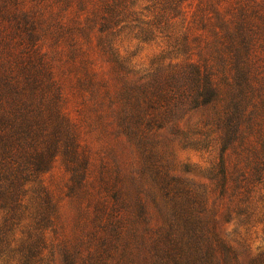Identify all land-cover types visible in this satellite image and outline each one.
<instances>
[{
  "label": "trees",
  "instance_id": "1",
  "mask_svg": "<svg viewBox=\"0 0 264 264\" xmlns=\"http://www.w3.org/2000/svg\"><path fill=\"white\" fill-rule=\"evenodd\" d=\"M140 44L158 47L152 70L129 79L138 72L130 50ZM103 65L118 91L99 76ZM106 103L124 135L138 139L137 170L135 158L117 157L93 169L87 112L100 121ZM199 110L224 145L216 166L224 180L231 146L252 157L264 184V0H0V264H56L60 253L80 264L85 231L119 238L127 213L144 217L159 189L179 193L150 132ZM58 161L60 193L46 177ZM65 198L77 211V238L59 224ZM113 238L108 245L118 247ZM138 243L156 248L144 236ZM202 264H264V250L246 261L222 240L202 245Z\"/></svg>",
  "mask_w": 264,
  "mask_h": 264
},
{
  "label": "rangeland",
  "instance_id": "2",
  "mask_svg": "<svg viewBox=\"0 0 264 264\" xmlns=\"http://www.w3.org/2000/svg\"><path fill=\"white\" fill-rule=\"evenodd\" d=\"M157 49L156 45L140 44L130 50L132 65L138 72L129 74V79L146 76L152 70L151 62ZM114 75L107 65L99 70L101 78L111 79L113 92L119 90ZM104 107L99 109L100 121L94 111L87 112L84 132L95 164L93 169L99 170L104 160L113 162L114 157L119 160L135 158L134 170L139 169L145 155L138 139L132 140L124 135L115 110L109 109L107 103ZM205 118L206 113L199 110L177 119H162V128L154 125L150 132L152 139L159 141L160 149L166 153L165 162L172 167L169 174L179 178L172 182V185L177 184L174 188L179 193L165 196L159 189L155 201L147 199L144 217L134 219L131 213L126 214L119 238H113L111 231L95 233L91 230L93 227L85 231L79 242L82 250L78 257L80 264H89L90 257L94 262L101 253L106 257L104 264H122L123 260H133L136 264H202V245H217L222 240L234 243L246 261L258 249L264 250V206L261 205L264 184L254 169L255 163L241 150L227 147L225 156L230 175L225 181L222 169L216 167L224 145L218 141L216 130L209 132L210 128L203 126ZM178 128L186 133L176 136L174 130ZM63 171V164L58 161L57 166L46 174L47 181L57 193L61 192L57 182ZM62 204L59 224L65 227L68 236L77 238L79 230L74 229L77 211L67 198ZM141 236L156 248L149 251L139 248ZM112 238L118 247L111 246L112 241L108 245ZM247 243L252 247L251 252L247 250ZM56 264H66L64 254H57Z\"/></svg>",
  "mask_w": 264,
  "mask_h": 264
}]
</instances>
